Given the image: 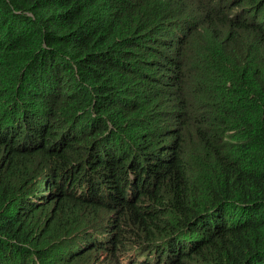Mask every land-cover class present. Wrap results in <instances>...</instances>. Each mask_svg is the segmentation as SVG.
Segmentation results:
<instances>
[{"label":"trees","instance_id":"obj_1","mask_svg":"<svg viewBox=\"0 0 264 264\" xmlns=\"http://www.w3.org/2000/svg\"><path fill=\"white\" fill-rule=\"evenodd\" d=\"M214 1L0 0V264H264V0Z\"/></svg>","mask_w":264,"mask_h":264},{"label":"clouds","instance_id":"obj_2","mask_svg":"<svg viewBox=\"0 0 264 264\" xmlns=\"http://www.w3.org/2000/svg\"><path fill=\"white\" fill-rule=\"evenodd\" d=\"M213 9L217 12L216 17H220L221 15H226L227 19L234 21L235 23L238 21L240 18V12H239V7L238 5L232 1H226V2H213L212 3ZM215 21V20H214ZM175 23L179 30L180 33L187 39H190V37L195 34L196 31V24L197 22L194 19H188V20H183L181 22H173ZM192 41V39H191ZM88 243V242H87ZM150 257L147 256H140V259L142 262H146L147 259ZM139 261V259H138ZM94 264H98L94 263ZM140 264V263H138ZM144 264V263H142Z\"/></svg>","mask_w":264,"mask_h":264},{"label":"rangeland","instance_id":"obj_3","mask_svg":"<svg viewBox=\"0 0 264 264\" xmlns=\"http://www.w3.org/2000/svg\"><path fill=\"white\" fill-rule=\"evenodd\" d=\"M194 42V45H195V49H196V52L194 54H197L199 52H203L204 51V44H203V40L199 38V35H197L196 39L193 40ZM82 234V233H81ZM77 240L80 241V244H82V246L86 243V238H77ZM88 242L90 241V239L87 240ZM70 239L64 243L63 245L60 246V250L61 251H66L67 249L69 248H72L70 246ZM91 245L94 246V240L91 241ZM150 261V258L146 261V262H149Z\"/></svg>","mask_w":264,"mask_h":264}]
</instances>
